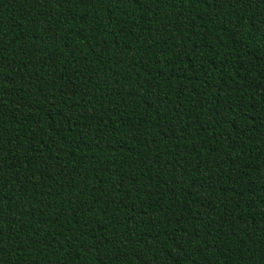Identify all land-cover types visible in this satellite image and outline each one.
Instances as JSON below:
<instances>
[{
  "label": "trees",
  "instance_id": "16d2710c",
  "mask_svg": "<svg viewBox=\"0 0 264 264\" xmlns=\"http://www.w3.org/2000/svg\"><path fill=\"white\" fill-rule=\"evenodd\" d=\"M0 264H264V0H0Z\"/></svg>",
  "mask_w": 264,
  "mask_h": 264
}]
</instances>
